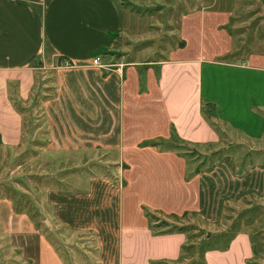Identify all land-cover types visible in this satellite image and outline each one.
I'll return each mask as SVG.
<instances>
[{"label":"crops","instance_id":"obj_1","mask_svg":"<svg viewBox=\"0 0 264 264\" xmlns=\"http://www.w3.org/2000/svg\"><path fill=\"white\" fill-rule=\"evenodd\" d=\"M144 2L0 0V147H18L27 138L24 117L31 110L38 114L28 127L29 143L39 142L34 154L39 159L52 155L53 160L80 161L81 165L71 166L72 172L82 167L78 187L45 190L39 213L43 217L46 208L45 216L54 224L73 236L89 234L100 245L92 259L89 251L63 252L39 233L33 215L20 211L12 197H0V232L20 253L22 264L174 262L186 235L177 231L153 235L148 217L172 215L174 224L182 214L204 215L201 183L208 176L205 172L191 175L185 158L174 153V145L204 153L218 143L217 124L235 142L263 145L264 50H258L264 49V36L246 43L243 26L231 28L235 21L229 10L200 12L193 25L187 13L175 29V47L160 57L157 53V57L140 59L136 35L150 30L133 10ZM210 13L214 23L212 18L201 19ZM261 16L264 20V10ZM168 27L167 33L171 32ZM154 29L156 37L149 35L145 40L159 44L163 29L157 25ZM245 33L250 35V29ZM190 42H194L191 47ZM94 57L105 67L92 66ZM36 71L48 77L51 85L47 94L37 98L38 104L31 99ZM203 104L213 107L214 118L202 116ZM145 154L152 156L147 166L136 159ZM101 158L105 166L111 162L129 165L120 171L118 183L84 168L89 160ZM218 170L222 168L209 175L214 171L224 178L226 174ZM252 174L261 175L249 172L248 182L238 183L241 194ZM260 185L264 191V183ZM233 188L228 190L226 184L224 193L231 194ZM130 198L138 220L122 217ZM216 237L221 239V234ZM203 239L211 248L203 253L205 264L256 261V249L244 231L229 237L226 249L212 245L215 236L206 234Z\"/></svg>","mask_w":264,"mask_h":264},{"label":"rangeland","instance_id":"obj_2","mask_svg":"<svg viewBox=\"0 0 264 264\" xmlns=\"http://www.w3.org/2000/svg\"><path fill=\"white\" fill-rule=\"evenodd\" d=\"M144 4H139L134 13L141 16L145 20V26L149 31H144L136 35L135 46L139 51L138 58L143 59L149 55V57H160L163 51L173 48L178 43V38L175 35V29L179 27L180 19L182 15L187 13L191 14L192 25L195 22L198 23L199 17L196 14L200 12L210 11L213 12L216 9L229 10L233 16L235 22H231V28H239L243 26L244 36H246V43H251L252 40H262L264 36V23L261 16L264 10V0H234L228 2V0H144ZM247 10V14L245 11ZM253 10V11H252ZM258 16V17H255ZM254 21L252 22L253 18ZM208 21L212 18L214 23V14L210 13V16L203 14L201 19ZM167 24H169V30L167 33ZM157 25L161 31L159 37L162 40L157 44V40L153 39L152 42L146 41L145 38H149V35L156 37L157 30L154 26ZM151 26V27H150ZM246 28L250 29V35H246ZM154 29V30H153ZM253 32L255 35L253 36ZM237 35H239L237 33ZM135 40H133L134 42ZM141 44V45H140ZM194 42H190L189 46H193ZM159 48V52L157 49ZM162 49V50H161ZM264 49L259 48L258 51L262 52ZM135 51V52H136ZM134 56V54H132ZM155 71V70H154ZM39 71H36V79L32 92V101L38 104V99L44 94H47L50 89V83L48 77H41ZM18 106L23 108L21 104ZM26 109V107H24ZM28 110V109H26ZM38 117L33 115V111H29L28 115L24 117V124L27 126L24 132L27 134L26 140H22V143L15 148L0 147V197H12L13 203H18L19 210L31 214L34 216V222L39 230V233L43 236L47 235V238L53 246L62 251L68 249L89 251L88 254L91 259L96 255V252L100 250V245L92 236L86 235L83 237L73 236L71 232H68L60 226L54 224L49 216L46 215V208H44L42 217L40 215V203L42 195L45 190H60L65 187L75 188L77 184H81V179H76L82 167H76L75 171H70L72 165H81L80 161L76 160H53L54 156L48 155L45 159H39V154H34L36 148L39 146L37 143H29L28 133L31 126V119ZM217 130L220 132L219 140L216 146L210 147L204 153L197 151L196 149L181 144L174 145V153H180L187 162V168L194 175L198 172H205L208 174L206 180L203 178L201 183L202 191L201 198L204 206V215L199 216L198 211L190 212L181 215L178 220V216H174V219L178 220L177 223L172 222V215H158L154 224L153 231H176L181 228L188 230L190 234L200 232L201 237L205 238L206 234L215 236V241L212 242L214 247H221L234 233L244 231L249 234L252 239L254 248L256 249V261H252L253 264H260L264 255V191H260L261 182L264 183V170L259 168L264 167V139L261 146H256V143L252 147L242 142H235L231 140L230 133L226 131V128L217 124ZM238 143V144H237ZM163 148V146L161 147ZM230 159L229 161L226 160ZM104 158L101 160H89L84 168H90V173L97 177H108L110 181L120 178V171L128 169L129 165L118 162L104 164ZM143 165L147 166L152 160L150 154L142 155L136 158ZM71 162V163H70ZM70 163V164H69ZM141 167H144V166ZM224 166V167H222ZM222 168L224 178H220L216 172H209L213 169ZM257 167V168H256ZM255 168V169H254ZM253 169V170H252ZM264 169V168H261ZM104 170L108 172L104 173ZM231 171L232 175H228ZM249 172L260 173V176H254L250 185H245V193L241 194V187H238V183L244 179L248 182ZM41 174V178L38 175ZM205 176V175H202ZM259 182V183H258ZM226 184H228V190L233 186V191L229 194V191L224 193ZM68 185V186H66ZM196 188L195 182L192 185V192L194 193ZM256 190L255 193H247V190ZM241 194V195H240ZM145 199H149V194L143 193ZM40 205V206H39ZM133 199L130 198L125 202L122 208V217L126 221L138 220V217L134 214ZM155 217V216H154ZM47 218V219H45ZM49 220V221H48ZM47 223H44V222ZM51 222V223H49ZM221 234V239L216 235ZM194 235L192 241L195 240ZM12 249L7 240L2 236L0 232V264H22L20 260V253ZM16 251V252H15ZM83 251H81L83 253ZM187 260H183V262Z\"/></svg>","mask_w":264,"mask_h":264},{"label":"trees","instance_id":"obj_3","mask_svg":"<svg viewBox=\"0 0 264 264\" xmlns=\"http://www.w3.org/2000/svg\"><path fill=\"white\" fill-rule=\"evenodd\" d=\"M200 112H201L202 116H204L207 120H209L210 118H214L213 107L209 104H203L200 108ZM16 204L19 205L18 203H16ZM146 217H147V215H146ZM148 220H151L150 222L155 221L154 218H152V217H148ZM150 222H148V229H149L151 234L158 235L161 233H171V231H166V232H162V231L161 232H158V231L155 232V231H153L154 224H151ZM176 231L186 235V240L180 247L179 256H178L177 260L174 262L169 261V262H164L161 264H205L204 259H203V253L208 251L209 249H211L208 241L206 239H203V238L200 239L199 234H197V235H195V233L190 234V232L186 229L183 230V229L179 228ZM194 235L196 236V238L194 241H192ZM231 237H230V239H231ZM230 239L225 241V243L223 244V249H226ZM183 260H187V262L185 261L182 263Z\"/></svg>","mask_w":264,"mask_h":264},{"label":"built area","instance_id":"obj_4","mask_svg":"<svg viewBox=\"0 0 264 264\" xmlns=\"http://www.w3.org/2000/svg\"><path fill=\"white\" fill-rule=\"evenodd\" d=\"M64 65L68 66L69 64H68V63H64ZM91 65L94 66V67H98V68H103V67H105L104 65H102V64L99 62V58H98V57H94V58L91 60Z\"/></svg>","mask_w":264,"mask_h":264},{"label":"water","instance_id":"obj_5","mask_svg":"<svg viewBox=\"0 0 264 264\" xmlns=\"http://www.w3.org/2000/svg\"><path fill=\"white\" fill-rule=\"evenodd\" d=\"M263 263H264V258H263Z\"/></svg>","mask_w":264,"mask_h":264}]
</instances>
